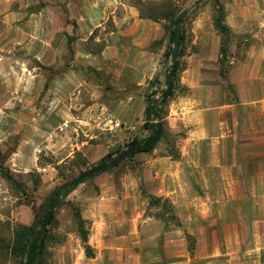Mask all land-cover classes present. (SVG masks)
Instances as JSON below:
<instances>
[{
    "label": "crops",
    "instance_id": "0c3cea01",
    "mask_svg": "<svg viewBox=\"0 0 264 264\" xmlns=\"http://www.w3.org/2000/svg\"><path fill=\"white\" fill-rule=\"evenodd\" d=\"M87 2L73 0L69 6L82 34L105 28L107 20L113 28L82 64H56L48 79L59 103L54 113L40 109L32 130L30 112L14 107L13 95L0 100V140L14 135L15 113L24 117V158L3 159L16 172L38 170L40 192L58 166L77 154L89 166L122 140V130L143 124L144 92L150 80L154 88L160 85L166 72L168 35L159 21L140 18L121 0ZM219 2L229 36L228 69L220 73L222 36L214 26V9L206 6L185 30L160 138L152 149L134 153L68 193L64 201L71 202L56 208L58 216L53 213L59 217L54 231L63 236L48 246L51 264H264V0ZM9 65L12 70L5 67L0 74V93L12 92L10 84L16 82L15 66ZM24 67L19 89L29 94L32 72ZM87 70L98 73L97 80ZM47 71L37 74L44 82ZM116 121L120 127L111 126ZM28 150L36 158H26ZM38 154L49 155L50 162L39 163ZM163 200L176 221L157 215ZM72 207L84 223V241ZM192 235L194 253L187 247Z\"/></svg>",
    "mask_w": 264,
    "mask_h": 264
},
{
    "label": "rangeland",
    "instance_id": "374dc122",
    "mask_svg": "<svg viewBox=\"0 0 264 264\" xmlns=\"http://www.w3.org/2000/svg\"><path fill=\"white\" fill-rule=\"evenodd\" d=\"M72 1L0 0V74L5 73V67L12 70L9 64H14L16 78V82L9 83L11 87L14 86L12 92L5 89L4 92L0 93V100L6 101V97L10 99L9 97L13 95V100H15L13 106L19 110L24 109L30 112L32 130H35L36 127L34 126L38 124L37 118L40 109L43 111L51 109L54 113L55 108L59 106L55 97V89L48 82V79L53 78L57 71L56 64L64 60H73V64H82L87 58V51L93 53L98 50L103 45L104 38L108 37L106 33L113 28L112 23L107 20L104 23L105 28L95 29L88 35L82 34V28L80 29L77 22L69 15V6ZM121 1L127 8L134 10L138 16L142 13L143 15L158 17L157 21L162 24L163 28L170 26L168 20L164 18L168 12L185 10V19L181 25L184 30L198 11L203 10L206 6L214 9L215 6V0H200L195 5L196 0ZM84 2L88 4L87 0ZM75 8L77 13H80L81 9L78 6ZM145 19L154 22L153 19ZM165 33L167 34L166 31ZM75 39H77L76 43H74ZM153 44L154 42L151 46ZM162 61L165 70L170 64V59L163 57ZM24 64H28L32 72L29 94H23L22 89H19L23 72L26 70ZM229 64L226 62L223 69L227 70ZM42 68L48 70L44 72L47 76L44 75V78H47L45 82L40 75H37ZM10 72L13 74L12 71ZM86 74L89 78L98 77V73L94 71L87 70ZM17 76L19 77L17 78ZM154 84V80H150L144 96L154 98L160 95V91L164 88L163 77L160 85H156L154 88ZM108 86L105 85L106 88ZM3 113L0 111V115L4 116ZM15 114L12 117L14 125L12 128L16 130L14 135H11L9 139L0 140V264H20L23 261L25 241L17 238L15 232L21 230L23 233L24 227L37 223L45 210V198L49 192L63 182L71 180L79 172L100 162L99 159L95 163L85 166L83 159L80 156H75L69 162L58 166L56 171H53L54 175L46 179L47 189L38 191L41 184V173L38 170L32 169L24 173L16 172L8 166L6 159H3L24 158V147L21 141V124L24 117L22 113L17 112ZM149 133L143 124H137L129 131L122 130L120 132L122 140L117 138L118 141L115 142L109 152L113 153L117 149L122 150L134 138L139 140L149 136ZM29 157L36 158L33 151L28 150L26 158ZM37 157L39 163L50 162L49 155L38 154ZM6 172L14 178L13 183L4 177ZM51 185L54 187L47 192ZM64 202L70 203L71 201L65 200ZM55 210L56 215L61 213V210ZM152 213L154 214V209ZM72 214L78 227L80 222L76 219L75 207H72ZM157 215L167 220L176 221L166 200L159 203ZM58 224L59 217H55L53 224L47 227L50 229L43 264H51V252L48 246L59 241L63 236L62 232L54 231ZM61 226L64 228L68 224L62 223ZM81 226L84 228V223L81 222ZM187 241L188 250L194 253L193 235L189 236Z\"/></svg>",
    "mask_w": 264,
    "mask_h": 264
},
{
    "label": "trees",
    "instance_id": "16d2710c",
    "mask_svg": "<svg viewBox=\"0 0 264 264\" xmlns=\"http://www.w3.org/2000/svg\"><path fill=\"white\" fill-rule=\"evenodd\" d=\"M185 14H186L185 10H182V11H176V12H168L164 16V18H166L168 22L170 23V26L168 27L164 26V30L167 32V35H168V43L164 50V57L170 59V64L167 65L166 67L167 89H166L165 94L162 97H160V95L162 94L165 88V83H164V88L160 91V95L158 97L150 98V96H146V107L144 110L143 127L150 132L149 136L152 134V129L155 127L156 124L160 126L161 132H162V123H163L162 118L164 114V105L167 101V98L172 94L173 89L175 87L176 75L181 67L180 57L184 54V41H185L186 36H185V30L182 28L181 25L184 22ZM139 17L153 19L154 21L158 20V17H153L151 15H143L142 13L139 14ZM178 17L181 18L180 23H177ZM213 21H214V26L216 30L222 36L221 42H220V49H219L220 73H222L223 68H224V63L227 60V45L229 42V36H228V29L223 23V9H222V6L219 0H215ZM172 54L173 56H171ZM147 137L139 139V141H143ZM134 141H138V139L134 138L125 147L129 146ZM154 145L145 150H136L134 153L138 151H148L152 149ZM122 150L117 149L113 153L108 152L106 155H104L100 159L99 163H103V162H106L107 160H110L114 155L121 152ZM133 154H131L129 157H131ZM76 156H78V154ZM94 175L96 174H92L80 180L78 183L82 182L83 180L89 177H93ZM4 177L8 179L9 181H11L12 183L15 181L14 178L8 172L4 173ZM69 182L70 180L65 181L59 186L54 187L49 192V194L45 198V205H44L45 210L43 211L41 217L38 219L37 223H35L32 226L24 227L23 229L25 231L23 233L21 232V230L18 232H15L16 234L15 236L17 238L24 239L25 241L24 259L23 261H21L20 264H43V258L45 255V247H46L47 239L49 237L48 235H49L50 228H47L45 232H42V226L45 222L48 210L52 202L56 198L59 197L58 203L55 206V209H56L64 201L68 193H70V191L78 184L76 183L75 185L70 186ZM153 199L154 198H152V200ZM75 212H76V209H75ZM75 216H76V219L80 222V224L78 225V232L80 234L82 241H84L86 231L81 226V222L83 223V221L78 218L77 213L75 214ZM54 220L55 219H54V214H53L49 222V225H52ZM84 248H85L86 254L89 255L90 254L89 248L87 246H84Z\"/></svg>",
    "mask_w": 264,
    "mask_h": 264
},
{
    "label": "water",
    "instance_id": "95a60500",
    "mask_svg": "<svg viewBox=\"0 0 264 264\" xmlns=\"http://www.w3.org/2000/svg\"><path fill=\"white\" fill-rule=\"evenodd\" d=\"M200 0H196L194 2V5L197 4ZM181 18L178 17L177 18V23H180ZM173 56V54L171 55ZM164 83H165V88L164 91L162 92V94L160 95V97H162L167 89V70L165 72V76H164ZM161 136V128L158 124L155 125V127L152 129V134L150 136H148L145 140L143 141H134L132 142L129 146H127L126 148H124L121 152L117 153L116 155H114L110 160H107L106 162L103 163H98L95 164L93 166H90L89 168L79 172L75 177H73L70 182L69 185L73 186L76 183H78L80 180L92 175V174H97L99 173L101 170H104L108 167L114 166L116 164H118L119 162H121L122 160L128 158L131 154H133L136 150H145L150 148L151 146H153L158 139ZM59 197L56 198L47 213L45 222L42 226V232H45L49 222L52 218V215L54 213V209L56 204L58 203Z\"/></svg>",
    "mask_w": 264,
    "mask_h": 264
},
{
    "label": "built area",
    "instance_id": "2783aa9c",
    "mask_svg": "<svg viewBox=\"0 0 264 264\" xmlns=\"http://www.w3.org/2000/svg\"><path fill=\"white\" fill-rule=\"evenodd\" d=\"M112 127H120V123L119 122H111L110 123Z\"/></svg>",
    "mask_w": 264,
    "mask_h": 264
}]
</instances>
